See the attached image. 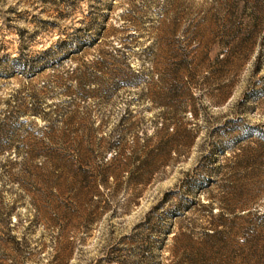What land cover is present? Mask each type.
<instances>
[{"label":"rangeland","instance_id":"1","mask_svg":"<svg viewBox=\"0 0 264 264\" xmlns=\"http://www.w3.org/2000/svg\"><path fill=\"white\" fill-rule=\"evenodd\" d=\"M0 264H264V0H0Z\"/></svg>","mask_w":264,"mask_h":264},{"label":"trees","instance_id":"2","mask_svg":"<svg viewBox=\"0 0 264 264\" xmlns=\"http://www.w3.org/2000/svg\"><path fill=\"white\" fill-rule=\"evenodd\" d=\"M48 52H50V50H46L45 51V53H48ZM36 110H37V108L35 107V109H33V112H35V114H37V111Z\"/></svg>","mask_w":264,"mask_h":264}]
</instances>
